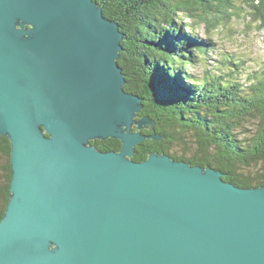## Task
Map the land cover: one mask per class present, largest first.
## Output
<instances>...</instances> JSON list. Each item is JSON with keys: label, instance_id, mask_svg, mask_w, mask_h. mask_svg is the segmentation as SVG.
Listing matches in <instances>:
<instances>
[{"label": "water", "instance_id": "95a60500", "mask_svg": "<svg viewBox=\"0 0 264 264\" xmlns=\"http://www.w3.org/2000/svg\"><path fill=\"white\" fill-rule=\"evenodd\" d=\"M123 40L95 0H0V264H264V186L158 151L133 160L165 137L143 133L156 122L125 90ZM193 95L166 101L189 109ZM107 140L120 150L91 144Z\"/></svg>", "mask_w": 264, "mask_h": 264}, {"label": "trees", "instance_id": "16d2710c", "mask_svg": "<svg viewBox=\"0 0 264 264\" xmlns=\"http://www.w3.org/2000/svg\"><path fill=\"white\" fill-rule=\"evenodd\" d=\"M95 1L124 35L119 64L126 75L125 90L144 99L141 115L156 122L153 132L143 133L165 137L163 142L138 146L133 160L143 161L158 151L194 166L214 167L239 188L264 186V73L246 91L234 82L245 61L232 54L211 60L217 50L214 36L235 33L237 22L248 30L254 26L264 30V0ZM184 27L201 30L205 38L186 34ZM224 38L239 42L234 35ZM198 60L205 65L213 62L200 79L189 73ZM149 84L155 86L153 93ZM181 88L194 92L189 109L174 108L166 101ZM154 99L160 104L157 111L151 105ZM188 138L195 150L171 153L180 144L188 146ZM91 144L104 152L121 148L114 140ZM10 158L11 143L0 135V221L9 202Z\"/></svg>", "mask_w": 264, "mask_h": 264}, {"label": "rangeland", "instance_id": "374dc122", "mask_svg": "<svg viewBox=\"0 0 264 264\" xmlns=\"http://www.w3.org/2000/svg\"><path fill=\"white\" fill-rule=\"evenodd\" d=\"M238 26L235 27V33H223L221 35H216L213 38V43L216 45L217 50L212 54L211 60H216L220 58L222 54H232L236 55V59L245 61L241 66L239 73L235 79V84H239L240 87L246 91H250L255 87L259 80L263 78L264 73V60L261 57H264V30L259 29V27L254 26V29L248 30L244 26V23L237 22ZM184 32L188 35L194 37L197 35L200 39H204V35L201 30L193 31L190 28L184 27ZM227 35H234L239 42H232L226 40ZM249 37V38H248ZM224 38V39H223ZM245 56V58H243ZM209 64H213L212 61ZM204 62L198 60L194 66L189 69V73L194 77L200 79L203 77L206 67ZM183 135V133H182ZM187 143L188 146L180 144L172 149V154H187L191 150H195V147L192 146V138ZM191 149V150H190Z\"/></svg>", "mask_w": 264, "mask_h": 264}, {"label": "bare ground", "instance_id": "6f19581e", "mask_svg": "<svg viewBox=\"0 0 264 264\" xmlns=\"http://www.w3.org/2000/svg\"><path fill=\"white\" fill-rule=\"evenodd\" d=\"M12 181V180H11Z\"/></svg>", "mask_w": 264, "mask_h": 264}]
</instances>
